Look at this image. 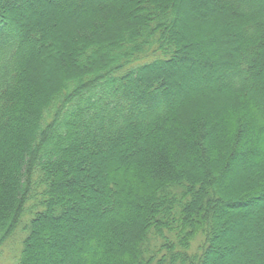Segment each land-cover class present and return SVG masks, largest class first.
<instances>
[{
    "label": "trees",
    "instance_id": "obj_1",
    "mask_svg": "<svg viewBox=\"0 0 264 264\" xmlns=\"http://www.w3.org/2000/svg\"><path fill=\"white\" fill-rule=\"evenodd\" d=\"M202 1L0 0V256L264 264V0Z\"/></svg>",
    "mask_w": 264,
    "mask_h": 264
},
{
    "label": "rangeland",
    "instance_id": "obj_2",
    "mask_svg": "<svg viewBox=\"0 0 264 264\" xmlns=\"http://www.w3.org/2000/svg\"><path fill=\"white\" fill-rule=\"evenodd\" d=\"M202 2H204V0L202 1ZM204 4H207L206 3V1H205V3ZM191 5H193L192 3H191ZM194 7V6H193ZM200 9L201 8H198V11H196L195 10V8H194V10L195 11H192V13H193V16L195 17L194 18V20L195 21H193L191 24H190V27H191V30L195 33V32H197V30H202L203 28H204V26L206 25V24H211V27L215 30V28L216 27H220L221 25H223L224 24V22L223 23H219V22H212L211 20H209V21H205V19H207L206 17H204V14H202V13H200ZM188 17V16H187ZM58 19H57V22L58 21H60V20H62V18L63 17H57ZM74 18H77V17H74ZM69 20V22L71 23V22H73L74 21V19L73 18H71V19H68ZM218 28H216V30H217ZM233 37L231 36V37H229L228 38V40H226L227 42H225V43H222V46L221 47H225V48H228V49H230V47H232V45L231 44H228L229 42H231V39H232ZM223 47V48H224ZM44 67H46V66H44ZM44 67L41 69V70H39V76H38V81H39V83H43L44 81H45V78L47 77V74H46V70L44 69ZM22 235H24L23 233H21V234H19L18 236L19 237H21ZM18 237V238H19ZM16 239L15 241H13L12 243H11V245H14V246H10V245H8V246H6L4 249H3V251H2V254H1V256H0V264H14V261H13V255H14V253L16 252V242H17V240H19V239ZM201 242H202V239L200 238V239H198L197 241H195V243L193 244V246H192V249L193 250H196V248L201 244Z\"/></svg>",
    "mask_w": 264,
    "mask_h": 264
}]
</instances>
